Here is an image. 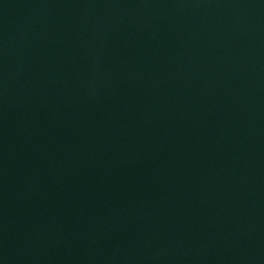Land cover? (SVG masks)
Masks as SVG:
<instances>
[{
	"label": "water",
	"instance_id": "water-1",
	"mask_svg": "<svg viewBox=\"0 0 264 264\" xmlns=\"http://www.w3.org/2000/svg\"><path fill=\"white\" fill-rule=\"evenodd\" d=\"M0 264H264V0H0Z\"/></svg>",
	"mask_w": 264,
	"mask_h": 264
}]
</instances>
